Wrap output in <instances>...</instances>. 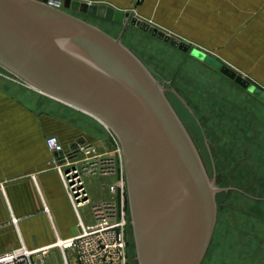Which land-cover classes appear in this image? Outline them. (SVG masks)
<instances>
[{"label":"water","instance_id":"95a60500","mask_svg":"<svg viewBox=\"0 0 264 264\" xmlns=\"http://www.w3.org/2000/svg\"><path fill=\"white\" fill-rule=\"evenodd\" d=\"M62 3L66 10L120 23L121 31L113 37L47 0H0V67L116 137L136 264H201L216 226V195L226 190L210 179L165 85L122 37L134 26L181 51L190 47L133 12ZM191 55L264 101V93L227 66L195 49Z\"/></svg>","mask_w":264,"mask_h":264},{"label":"crops","instance_id":"0c3cea01","mask_svg":"<svg viewBox=\"0 0 264 264\" xmlns=\"http://www.w3.org/2000/svg\"><path fill=\"white\" fill-rule=\"evenodd\" d=\"M85 1L133 12L148 22L169 13L187 41L236 55L241 65L251 60L264 76V0H140L135 5L134 0ZM209 57L219 61L214 58L218 56ZM229 58V66L235 65L237 60ZM0 70V254L24 246L46 249L35 256L38 264H76L74 251L61 243L80 232L79 222L92 223L90 206L76 211L71 206L45 138L57 136L66 152L80 141L102 150L108 131L91 116ZM99 178H86L90 203L109 199L106 186L100 185L112 179Z\"/></svg>","mask_w":264,"mask_h":264},{"label":"rangeland","instance_id":"374dc122","mask_svg":"<svg viewBox=\"0 0 264 264\" xmlns=\"http://www.w3.org/2000/svg\"><path fill=\"white\" fill-rule=\"evenodd\" d=\"M71 1L126 13L108 4ZM136 2L140 0H134L133 4ZM58 8L100 27L113 37H117L121 31V28L118 30L120 23L66 10L63 3ZM163 16L162 19L149 22L139 20L163 31L170 38L186 43L190 47L187 51L172 47L169 42L159 40L134 26L127 28L122 43L144 61L157 81L165 85L166 96L195 143L210 179L214 180L217 188L226 190L216 195L217 222L202 264H264V101L212 65L191 55V50L195 49L207 56H218L214 58L219 63L262 93L264 76L254 68L251 60L241 65L236 55L209 49L204 42L198 44L187 41L182 37L185 31L175 25L173 16L166 12ZM105 22L115 24L116 28L109 29ZM229 56L237 60L235 65L229 66ZM107 142L108 145L103 146L102 150L94 145L96 155L115 158L116 174L120 176L116 146L109 134ZM105 178L112 179L100 185L107 189L115 177L99 179ZM124 217L127 222L124 226L126 264H136L128 203L127 207L124 205Z\"/></svg>","mask_w":264,"mask_h":264},{"label":"built area","instance_id":"2783aa9c","mask_svg":"<svg viewBox=\"0 0 264 264\" xmlns=\"http://www.w3.org/2000/svg\"><path fill=\"white\" fill-rule=\"evenodd\" d=\"M54 7L58 4L49 2ZM115 143L120 163L121 175L117 176V161L110 156H97L92 144H78L74 150L64 151L55 135L45 138L46 148L54 154L52 166L59 174L62 186L71 206L76 211L90 206L92 223L79 222L80 232L72 239L65 240L61 246L72 249L76 264H126L124 226V205L127 207L126 179L121 147L116 137L108 130ZM82 157L78 160V155ZM114 176L107 186L110 199L90 203L86 189V178ZM46 249L27 250L21 246L0 254V264H37L35 256L45 254Z\"/></svg>","mask_w":264,"mask_h":264},{"label":"bare ground","instance_id":"6f19581e","mask_svg":"<svg viewBox=\"0 0 264 264\" xmlns=\"http://www.w3.org/2000/svg\"><path fill=\"white\" fill-rule=\"evenodd\" d=\"M48 2H51V3H56V4H58V5H60V3H62V1L61 0H59V1H53V0H47ZM126 31H127V29H126ZM126 31H125V33H126ZM0 68H2V67H0ZM3 69V68H2ZM4 70V69H3ZM5 72H6V70H5Z\"/></svg>","mask_w":264,"mask_h":264},{"label":"trees","instance_id":"16d2710c","mask_svg":"<svg viewBox=\"0 0 264 264\" xmlns=\"http://www.w3.org/2000/svg\"><path fill=\"white\" fill-rule=\"evenodd\" d=\"M216 200H217V198H216ZM217 203V202H216Z\"/></svg>","mask_w":264,"mask_h":264}]
</instances>
